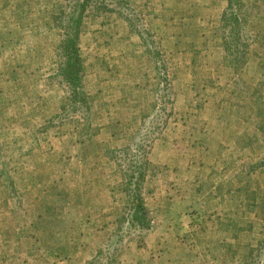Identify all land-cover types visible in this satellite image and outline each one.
<instances>
[{
	"label": "rangeland",
	"instance_id": "374dc122",
	"mask_svg": "<svg viewBox=\"0 0 264 264\" xmlns=\"http://www.w3.org/2000/svg\"><path fill=\"white\" fill-rule=\"evenodd\" d=\"M124 2L82 20L80 107L66 0H0V264H264V0L237 63L227 0Z\"/></svg>",
	"mask_w": 264,
	"mask_h": 264
},
{
	"label": "trees",
	"instance_id": "16d2710c",
	"mask_svg": "<svg viewBox=\"0 0 264 264\" xmlns=\"http://www.w3.org/2000/svg\"><path fill=\"white\" fill-rule=\"evenodd\" d=\"M235 3L236 0H227V7L221 19L226 29L225 48L233 63L242 59V55L236 50L241 48L244 39V34L239 28L240 16L233 10ZM124 5V0H66L65 7L55 17V24L61 29L62 38L58 46L59 62L54 75L64 86L70 103L80 107L87 104V95L83 90V68L78 44L83 18L89 10L94 12L118 10L121 13V7ZM141 210L142 207L139 205L131 219L121 218L120 222L127 223L129 227L147 228L148 224L143 216L145 213L138 215Z\"/></svg>",
	"mask_w": 264,
	"mask_h": 264
}]
</instances>
